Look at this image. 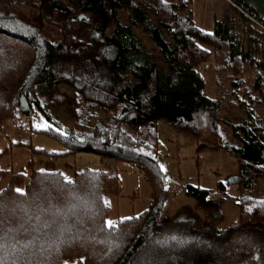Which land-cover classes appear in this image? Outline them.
I'll use <instances>...</instances> for the list:
<instances>
[{
  "label": "trees",
  "instance_id": "16d2710c",
  "mask_svg": "<svg viewBox=\"0 0 264 264\" xmlns=\"http://www.w3.org/2000/svg\"><path fill=\"white\" fill-rule=\"evenodd\" d=\"M64 1L41 0L39 5L49 17L60 18L59 41L49 39L11 6L0 7V127L18 116L24 101L45 113L39 93L51 94L60 83L69 85L74 98L82 97L85 104L81 115L78 110L72 114L78 129L63 131L62 123L55 121L57 129L41 130L66 147L52 154L32 149L51 156L44 169L35 168L33 160L19 171L0 165V204L7 206L0 209V264H220V237L234 227H216L220 204L210 198L211 190L187 185V194L213 216L212 221L191 228L187 249L182 246L181 238H186L182 228L171 235L163 233L169 192L167 175L159 170L158 123L174 125L232 153L239 163V185L251 187L264 171V59H238L250 60L258 68L257 95H248L247 118L227 126L229 137L221 125V103L206 94L198 64L211 54L205 45L220 47V42H227L233 51L231 60L235 51L243 53L244 42L235 35L233 20L216 19L214 30L204 31L194 18V0ZM239 4L264 22L252 7ZM79 12L92 14L97 24L83 22L77 37L69 41L71 21ZM121 12L126 13V21ZM135 27L149 32L167 67L141 45ZM68 64L74 72L67 76L62 69ZM255 102L261 114L252 106ZM79 152L136 166L153 187L150 206L119 220L115 230L107 227L110 197L121 195V181L112 170L86 168L66 184L56 159ZM8 153L9 149L0 151V162ZM226 187L220 183L218 188ZM17 188L25 194L15 192ZM250 212L241 210L242 219L248 216L251 223H262L264 196ZM45 221L50 227H44ZM201 235L210 242L205 245Z\"/></svg>",
  "mask_w": 264,
  "mask_h": 264
},
{
  "label": "rangeland",
  "instance_id": "374dc122",
  "mask_svg": "<svg viewBox=\"0 0 264 264\" xmlns=\"http://www.w3.org/2000/svg\"><path fill=\"white\" fill-rule=\"evenodd\" d=\"M40 2L41 0H0V7L11 6V10L23 15L29 23H35L42 28L49 39L61 40L63 30L60 18L49 17L39 6ZM64 2L68 3L67 0ZM193 8L195 21L201 29L213 31L216 19L233 20L235 35L244 42L243 53L235 51L236 57L233 58L235 60H231L233 51L231 52L227 42H220V47L218 44L205 45L211 49V54L198 64V69L206 81L205 92L220 101L221 118L224 120L221 125L224 133L227 132L231 137V129H227V126L238 124L247 118V104L251 102L248 95L252 97L257 95L254 85L259 73L258 68L250 60L242 62L238 59H264V32L260 26L262 30L244 19L228 0H194ZM80 15L81 12L76 13L74 15L76 20L71 21L69 41L77 37L83 28V22L97 24L92 14H82L79 19ZM121 17L126 21L125 12H121ZM135 32L141 45L167 67L161 60L159 49L149 32L143 27H135ZM163 34L169 39L165 32ZM73 72L74 66L71 64L65 65L62 69V73L67 76ZM125 79H129V76ZM233 82L239 83V86L235 87ZM39 98L44 108L46 107L45 113L31 109L24 101L18 116L0 127V151L10 150V153L2 158L1 168L19 171L33 160L35 168L44 169L46 161L51 156L47 153L33 152L32 149L52 154L61 153L66 147L58 139L41 130L56 128L55 121L62 123L63 131L78 129L72 114L78 110L81 115L85 104L82 97L74 98L73 89L69 85L65 82L60 83L55 92L39 93ZM252 106L257 113H262L256 102ZM98 112L99 116L103 115L101 110ZM17 143L24 146H18ZM156 144L159 170L167 175L166 188L169 192L162 214V220L166 222L164 235L174 234L176 229L182 228L186 237L185 239L180 237L184 247L192 240L191 228L199 227L208 220L212 221L210 211L204 209L186 192L188 184L209 189L212 191L210 198L218 200L220 204L216 211V216L219 215L216 227L221 230L234 227L232 232L220 237L219 246L222 248L220 264H264V220L262 223L253 224L252 218L247 216L244 220L241 213V210H244L250 214L253 204L264 196V171L254 180L251 187L245 186L242 189L237 177L238 159L232 153L201 141L193 134L166 122L158 123ZM56 168L71 179L75 177L76 172L86 168L112 170L117 173L122 192L120 196L110 197L111 212L108 220L118 222L139 215L150 206L153 187L137 167L129 162L91 152H79L58 157ZM220 183L227 186L225 190L218 188ZM201 236V239L205 238V245L210 242L208 237Z\"/></svg>",
  "mask_w": 264,
  "mask_h": 264
},
{
  "label": "snow or ice",
  "instance_id": "6c2138e0",
  "mask_svg": "<svg viewBox=\"0 0 264 264\" xmlns=\"http://www.w3.org/2000/svg\"><path fill=\"white\" fill-rule=\"evenodd\" d=\"M162 2H163V0H162ZM45 127H47V125H44ZM161 170H163V166H161ZM41 171H43V170H41ZM59 176H61V177H63V180H64V182L66 183V184H72L73 183V181L71 180V178H69V177H67L64 173H60L59 174ZM15 192H17L18 194H20V195H24L25 193H24V190L23 189H19V188H17V189H15L14 190ZM101 199H103L102 197H101ZM107 204H108V202L105 200V205L107 206ZM7 206L6 205H4V204H0V209H3V208H6ZM37 219H39V217H37ZM123 219V218H122ZM122 222V221H121ZM105 225L107 226V227H109L110 229H112V230H115L116 228H117V222L116 221H112V220H106L105 221ZM44 227L45 228H47V227H50V224H49V222L48 221H45L44 222ZM173 239H175V237H173ZM27 245H25V247H26ZM3 247V245H0V248H2ZM113 247H119V245H113ZM111 250V249H110ZM7 253H5V255H6ZM13 264H15V262H13ZM65 264H67V262H65Z\"/></svg>",
  "mask_w": 264,
  "mask_h": 264
},
{
  "label": "built area",
  "instance_id": "2783aa9c",
  "mask_svg": "<svg viewBox=\"0 0 264 264\" xmlns=\"http://www.w3.org/2000/svg\"><path fill=\"white\" fill-rule=\"evenodd\" d=\"M235 8H237L239 11H241L243 14L248 16L255 24L260 26L264 30V22H262L260 19L257 18L255 13H251L247 8H245L243 5L239 4L236 0H228Z\"/></svg>",
  "mask_w": 264,
  "mask_h": 264
},
{
  "label": "water",
  "instance_id": "95a60500",
  "mask_svg": "<svg viewBox=\"0 0 264 264\" xmlns=\"http://www.w3.org/2000/svg\"><path fill=\"white\" fill-rule=\"evenodd\" d=\"M241 2L242 4L249 5L252 7L256 13H258L264 19V0H236ZM82 17V14L78 17L79 19ZM73 20H76L73 18Z\"/></svg>",
  "mask_w": 264,
  "mask_h": 264
},
{
  "label": "crops",
  "instance_id": "0c3cea01",
  "mask_svg": "<svg viewBox=\"0 0 264 264\" xmlns=\"http://www.w3.org/2000/svg\"><path fill=\"white\" fill-rule=\"evenodd\" d=\"M248 20V22H251V23H253V24H255L250 18H248L247 19ZM252 25V24H251ZM257 27H259L257 24H255ZM260 28V27H259ZM261 29V28H260ZM262 30V29H261ZM263 32H264V30H262ZM252 243H253V241H252ZM254 245V244H253ZM258 257V254L256 255V258Z\"/></svg>",
  "mask_w": 264,
  "mask_h": 264
}]
</instances>
